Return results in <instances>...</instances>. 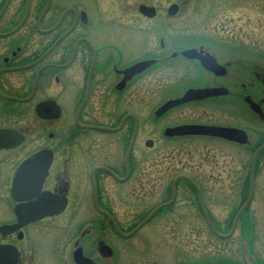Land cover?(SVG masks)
I'll return each mask as SVG.
<instances>
[{"label": "flooded vegetation", "instance_id": "flooded-vegetation-1", "mask_svg": "<svg viewBox=\"0 0 264 264\" xmlns=\"http://www.w3.org/2000/svg\"><path fill=\"white\" fill-rule=\"evenodd\" d=\"M0 131L19 142L0 148V246L17 264H125L158 222L171 252L188 227L174 209L191 191L180 180L174 197L184 159L264 146V0H0ZM171 155L181 166L164 169Z\"/></svg>", "mask_w": 264, "mask_h": 264}, {"label": "rangeland", "instance_id": "rangeland-1", "mask_svg": "<svg viewBox=\"0 0 264 264\" xmlns=\"http://www.w3.org/2000/svg\"><path fill=\"white\" fill-rule=\"evenodd\" d=\"M226 146L230 151L225 148H217L214 150L215 153H193L183 161V165L188 166L187 173L204 182V188L210 200L207 207L222 228H226L228 218L232 216V213L239 206V201L242 200L240 194L236 195L235 186L238 190L242 184L241 179L245 177V168L249 167L252 158V154L241 151L234 153L235 149ZM208 148L213 151L214 147L208 146ZM160 157L163 159L167 156L164 154ZM177 161L176 155H171L168 161L164 160V169H168L167 162L170 165L172 163L173 168L181 166L177 165ZM144 162L146 163L145 169L149 163L153 162L152 157L148 156ZM259 167L255 198L251 204L250 213L257 232L256 256L264 262V162ZM148 169L151 171L150 166ZM179 170L184 172V169ZM150 179L147 177L145 181ZM4 188L6 189V183L3 179L0 181L2 193H4ZM189 194L190 197L194 195L192 191L186 193L182 191L181 201L179 200L180 203L174 208L175 212H182L189 217L180 219L185 221L184 226L186 223L188 224L187 230L184 227L187 233L180 234L177 233L176 229L174 230L170 239L172 243L171 252L167 250L169 248V244L166 242L167 234L159 233L158 226L160 223H154L151 225L153 230L146 227L131 242L127 243L129 245L138 243L140 248L138 246L139 251H130L126 254L125 264H216L220 255L228 258V264H248L250 262L246 252L240 251L241 242L238 230L228 242H220L207 229H203L205 227L204 219L196 213L198 207L195 206V203L186 199V195ZM175 226L179 227L176 224ZM127 244L125 249L128 247Z\"/></svg>", "mask_w": 264, "mask_h": 264}, {"label": "water", "instance_id": "water-1", "mask_svg": "<svg viewBox=\"0 0 264 264\" xmlns=\"http://www.w3.org/2000/svg\"><path fill=\"white\" fill-rule=\"evenodd\" d=\"M144 64L145 63H143L141 65H144ZM137 67H139V65ZM210 95H213V94H211V91H190L187 94L185 100L186 99L187 100L188 99H195V98H205V97H208ZM185 100H183V101H185ZM172 105L174 106V105H176V103H170L169 105L165 106L163 109H166L168 107H172ZM251 105H252V108L255 109L254 103L251 102ZM168 134H169V131L166 133V135H168ZM174 134H177V135H203V136H210V137H218V138L225 139L227 141H239L241 144H245L247 141V137H246V134L244 132L239 131V130L222 129V128L183 127L181 129H177V130L173 131V135ZM13 138H14V133H12L10 131H0V148H3V147L10 148V147L17 145L19 142H14V144H11V142H9ZM263 149H264V146L261 147L259 150H257L255 155H254L253 163H252L250 193H249V196H248L246 202L243 204V206L240 208L237 215L235 216V218L233 220V224H232V229H231V232L229 234L223 235V234L218 233L214 229V227H213V225L209 219V216L206 212L205 206L203 204V197H202L201 191L191 180H189L186 177L178 178L175 181V185H174V196H175V186H176L177 181H179L180 179L187 180L190 184H192V186H194V188L199 193L202 211H203L206 222H207L209 228L211 229L212 233L219 238L231 237L233 235L235 229H236V225H237L239 218L244 214L245 210L248 208V206L252 202V199L254 196V185H253V183H254L255 163H256V159H257L258 154ZM21 179H22V174H19L16 177L15 186H17L20 183ZM20 185L21 184L18 185L17 191L22 193V188H21L22 185L21 186ZM154 213H152L137 229H139L142 225H144L154 215ZM20 219H21V217H20ZM0 231L3 233H9V231H11V229H10V227L3 226L0 228ZM129 236L130 235H127L126 237H129ZM17 260H18V252L15 248H13L11 246H0V264H17Z\"/></svg>", "mask_w": 264, "mask_h": 264}, {"label": "trees", "instance_id": "trees-1", "mask_svg": "<svg viewBox=\"0 0 264 264\" xmlns=\"http://www.w3.org/2000/svg\"><path fill=\"white\" fill-rule=\"evenodd\" d=\"M248 167L245 168V177L244 179L242 178L241 182L242 184L239 186L238 190L237 187L235 186V191H236V195L240 194V196H242V200H240L239 202V206L236 208V210L232 213V216L228 218L227 223H226V228H222L220 224H218L216 222V220L214 219V217L212 216V214L210 213V217L211 220L213 222V225L215 226L216 230L222 234H227L232 226V221L236 215V213L238 212V210L240 209V207L243 205V203L246 201L248 195H249V184H248V180H249V170L247 169ZM190 177L194 180L195 176L190 175ZM190 190L192 191V193H194V195H197L195 190L191 187ZM202 188V187H201ZM203 190V195L205 198V204L207 206V203L210 202L207 192L205 190V188H202ZM196 207H198V210L200 211V205H199V201L198 199L196 200ZM250 207L251 205L248 207V209L245 211V213L242 215V217L240 218L236 231L238 230L239 232V237H240V242H241V248L240 251L242 252H246L247 257L249 258L248 264H264L263 260L260 259V257L256 256V251H255V246L257 243V232L255 231L254 228V223H253V218L251 217V213H250ZM208 208V207H207ZM216 238V237H215ZM232 238V237H231ZM231 238L229 239H218L220 242H228ZM217 263L216 264H228V258L227 257H223V256H219L217 258ZM238 264V263H235ZM244 264V263H243Z\"/></svg>", "mask_w": 264, "mask_h": 264}]
</instances>
